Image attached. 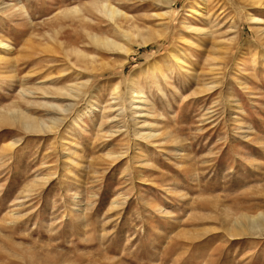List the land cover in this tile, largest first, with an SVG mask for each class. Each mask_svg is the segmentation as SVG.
Here are the masks:
<instances>
[{"label": "rangeland", "instance_id": "rangeland-1", "mask_svg": "<svg viewBox=\"0 0 264 264\" xmlns=\"http://www.w3.org/2000/svg\"><path fill=\"white\" fill-rule=\"evenodd\" d=\"M162 1L0 0V264H264V5Z\"/></svg>", "mask_w": 264, "mask_h": 264}, {"label": "bare ground", "instance_id": "bare-ground-1", "mask_svg": "<svg viewBox=\"0 0 264 264\" xmlns=\"http://www.w3.org/2000/svg\"><path fill=\"white\" fill-rule=\"evenodd\" d=\"M162 1V0H161ZM172 0H163V4L169 6V4L171 3ZM260 1V0H259ZM261 4L264 5V0H262L260 2ZM260 4V5H261ZM78 9V8H77ZM90 10H94V11H97V12H101L104 16H106L108 19H110L111 21H113L114 23V26L117 28L118 31H120L122 33V36L124 37H127L128 39L130 38V34L128 31H123V30H120L121 27L120 25L117 23L116 24V20L118 18H121L123 17V13L118 9L116 8L115 6H112L109 2H98L96 4H92L91 7H90ZM193 10L190 8V11ZM249 19L253 20L254 19V16L253 15H249L248 16ZM116 34V33H115ZM113 37V36H112ZM52 39H54V36H51ZM91 39L93 40V42L96 44H100V45H104L105 47H107L108 49L110 50H123L124 52H128L129 50L127 48H125L120 42L118 41H115L114 39H112L111 37L109 36H106L104 38H99L97 36H92ZM149 39V38H147ZM148 40H144V42H146ZM1 44V42H0ZM91 55V54H90ZM84 56V54H83ZM89 56V55H87ZM92 57V56H91ZM90 58V56H89ZM92 59V58H91ZM86 60V59H85ZM88 60V59H87ZM91 61V60H90ZM84 84V83H83ZM135 84V82L131 81V88H130V94L132 95V102L130 104V109L132 111V114H136L140 111V109L138 110V108H142L141 105H143V101L145 99L144 95L142 94L141 91H139L138 89H135L133 87V85ZM47 93V92H46ZM52 93V92H51ZM64 95V92L62 93ZM53 96V95H52ZM70 96V95H69ZM137 105L136 107H133ZM143 110V109H142ZM125 113V112H124ZM19 114V113H18ZM17 114V115H18ZM134 116V115H133ZM134 119V118H133ZM132 119V120H133ZM24 124L27 126V127H31L33 126L32 123H28V122H24ZM150 133L149 132H146L145 133V136H149ZM263 215V214H262ZM261 214H258L256 216H246V214H242L241 216V220H243L244 223H241L242 226L245 230H256V229H262L264 228V217L262 216ZM237 220V219H236ZM238 222V221H237ZM240 222V220H239ZM238 222V223H239ZM240 224V225H241ZM235 225H238L236 224L235 222ZM240 228L239 225L237 227V229ZM242 229V228H240ZM263 230V229H262ZM261 230V231H262ZM232 231H235L234 234L238 233V230L236 232V230H232ZM257 231V230H256ZM260 231V230H259ZM243 232V231H242ZM232 234V233H231ZM241 234V233H240ZM249 234V233H248ZM247 234V235H248ZM255 234V233H254ZM252 235V234H251ZM233 236V235H232ZM241 236V235H240ZM261 236V235H259ZM238 237V236H237ZM264 237V236H263Z\"/></svg>", "mask_w": 264, "mask_h": 264}]
</instances>
